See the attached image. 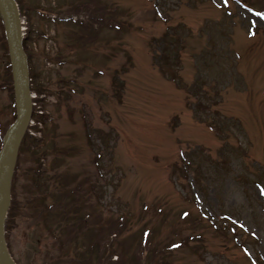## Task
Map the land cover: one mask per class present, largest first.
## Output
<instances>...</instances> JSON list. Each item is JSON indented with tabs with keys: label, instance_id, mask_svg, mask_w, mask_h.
Wrapping results in <instances>:
<instances>
[{
	"label": "rangeland",
	"instance_id": "rangeland-1",
	"mask_svg": "<svg viewBox=\"0 0 264 264\" xmlns=\"http://www.w3.org/2000/svg\"><path fill=\"white\" fill-rule=\"evenodd\" d=\"M17 1L40 120L11 180L17 264H94L79 259L96 234L110 262L264 264V18L236 0H93L99 23L71 9L91 0ZM4 41L0 21V139L14 118ZM61 196L84 228L65 230Z\"/></svg>",
	"mask_w": 264,
	"mask_h": 264
},
{
	"label": "water",
	"instance_id": "water-1",
	"mask_svg": "<svg viewBox=\"0 0 264 264\" xmlns=\"http://www.w3.org/2000/svg\"><path fill=\"white\" fill-rule=\"evenodd\" d=\"M0 15L8 45L15 97L16 117L8 127L0 150V264H16L4 237V218L10 203V180L20 140L26 129L31 99L26 55L22 48L20 18L15 0H0Z\"/></svg>",
	"mask_w": 264,
	"mask_h": 264
},
{
	"label": "trees",
	"instance_id": "trees-1",
	"mask_svg": "<svg viewBox=\"0 0 264 264\" xmlns=\"http://www.w3.org/2000/svg\"><path fill=\"white\" fill-rule=\"evenodd\" d=\"M81 2L82 1H79L77 3L71 2V9L73 11H75V12L87 14L89 16L88 19H90L93 22H98L99 21V23H100V21L102 20L103 15H99L100 13H99V10L96 7V3L93 0H91L89 8H85V6H87L88 2L86 1L85 4H83ZM247 3H249V5H252V6L255 5L256 9H259L261 12L264 13V0H257L256 4H253L251 2H247ZM18 5H19L20 13H21V6H20V4H18ZM107 17H108V23H113L114 24V23L117 22L116 20H113L112 16H107ZM23 45H24L25 51H27V49H26V38H24V40H23ZM28 58H29V64H30V55L28 56ZM9 81H11L10 77H9ZM10 89H11V86H10ZM69 194H72L71 190L68 191L67 193L63 194L64 198L69 196ZM63 196H61L60 199L58 200V202H56V204H57V210H55L56 211V216L58 218H60L61 222H64L65 219L66 220L76 219V221H74V223L71 225V228L67 229L65 227V230H67V232L71 233L73 231V229L76 228V227H78L80 229L84 228L85 224L87 222L86 221L87 220V216L85 214H83L82 217L79 216L78 214L80 212V208H79L78 203H76V201L75 202L64 203V198H62ZM50 208H52V207H50ZM54 209L55 208L53 207V210ZM53 213H54V211H53ZM8 215H9V213H8ZM111 222H112V227L113 228L116 227V229H113L112 231L120 229L123 226V224H124V220L120 219L119 217H118V219H116L114 221L112 220ZM109 230L111 232V228L108 227L107 231H109ZM142 232H143V230H142ZM142 232L140 233V241H139V243H140V246L144 247L145 243L142 244V238H143L144 234ZM86 233H87V230H86ZM99 233H100V229H99ZM111 233H113V232H111ZM89 234H90V236L93 235L92 229H89ZM96 236H97V234L92 239L90 238L89 243L87 242L88 246H86V250H87L86 253L89 255V257H87V258L86 257H81V259H79L81 262H84L87 259L89 260V259H91V257L94 258V256L96 258V261H95L94 264H105V261H106L107 257H108V260L110 262V258H111V255H112L111 253L114 252V250H112L113 242H110L108 240H104L107 243H104L103 241L98 242V241H100L102 239L99 237V239L97 240ZM63 243L61 241V246H63ZM162 249H161V251L171 252L170 246H167L165 248L166 250H162ZM82 254H84V253H82ZM83 256H85V255H83ZM75 263L79 264L77 261ZM110 264H127V263H125L124 260H121L119 258L117 261L116 260L114 262L111 261Z\"/></svg>",
	"mask_w": 264,
	"mask_h": 264
}]
</instances>
